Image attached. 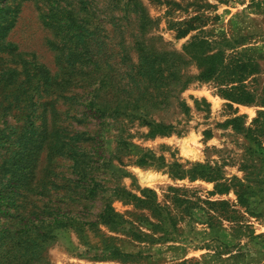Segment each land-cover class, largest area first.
<instances>
[{
	"label": "rangeland",
	"instance_id": "374dc122",
	"mask_svg": "<svg viewBox=\"0 0 264 264\" xmlns=\"http://www.w3.org/2000/svg\"><path fill=\"white\" fill-rule=\"evenodd\" d=\"M0 264H264V0H0Z\"/></svg>",
	"mask_w": 264,
	"mask_h": 264
},
{
	"label": "trees",
	"instance_id": "16d2710c",
	"mask_svg": "<svg viewBox=\"0 0 264 264\" xmlns=\"http://www.w3.org/2000/svg\"><path fill=\"white\" fill-rule=\"evenodd\" d=\"M90 105L95 106L97 108V110H96L97 113L96 114L98 115V117L100 119V122H102V123L105 122V118H106L105 113L108 110V108L100 105L94 99H92L90 101ZM180 105L183 106L184 103L182 102V103H180ZM131 108L132 109L133 108L134 109H140L141 108L143 110H146L147 109V105L145 103H140L139 101H136L135 103H133V107H131ZM122 109H124L122 113L126 114L127 113L126 110L129 109V106L128 105H123V104L115 106L113 111H111V112H113V114H110L109 117H118V115H119L120 111H122ZM148 122L153 126V130H158V132L163 133V134H165L167 132H170L172 130V128H173V125L171 123H165L164 119H162L161 122H159V123H156L154 119H149ZM86 134H85L86 135L85 136V142L91 141V142L97 144V140H99L98 137L100 136V134H98V136L94 135L92 132L91 133L87 132ZM101 139H103V137H100V142H101ZM92 159L90 161H92ZM58 217H60V216H58ZM102 218H104V217H102ZM60 222H62L63 224H66L69 221H63L61 219L59 220L58 218L50 219L48 221L49 224H54V225L55 224H59ZM32 224H34L33 228H36L38 226L37 222H35V221Z\"/></svg>",
	"mask_w": 264,
	"mask_h": 264
}]
</instances>
